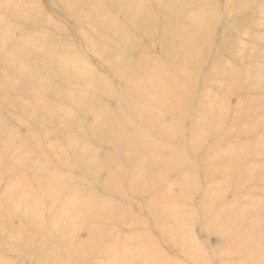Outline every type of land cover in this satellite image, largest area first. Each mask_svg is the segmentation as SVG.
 <instances>
[{"label": "rangeland", "instance_id": "1", "mask_svg": "<svg viewBox=\"0 0 264 264\" xmlns=\"http://www.w3.org/2000/svg\"><path fill=\"white\" fill-rule=\"evenodd\" d=\"M0 264H264V0H0Z\"/></svg>", "mask_w": 264, "mask_h": 264}]
</instances>
